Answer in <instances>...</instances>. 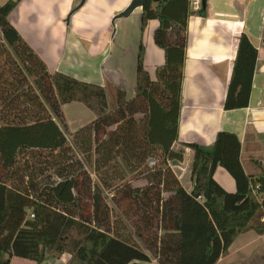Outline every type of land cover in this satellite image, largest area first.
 Here are the masks:
<instances>
[{
	"label": "trees",
	"instance_id": "obj_1",
	"mask_svg": "<svg viewBox=\"0 0 264 264\" xmlns=\"http://www.w3.org/2000/svg\"><path fill=\"white\" fill-rule=\"evenodd\" d=\"M20 2L0 6V264L14 257L43 264L51 254H69L67 264H186L198 244L193 264H217L241 234H264V174L246 173L235 133L219 132L212 149L197 143L175 149L190 0H144L135 96L117 90L112 113L104 87L49 71L9 21ZM206 8L197 14L205 17ZM151 20L159 22L153 39L165 54L156 80L144 65ZM257 58L242 34L225 110L249 106ZM74 102L96 118L71 144L63 107ZM185 149L194 152L190 192L171 167L184 161ZM118 159L131 181L113 192L105 170L124 182ZM218 167L234 179L235 192L215 180Z\"/></svg>",
	"mask_w": 264,
	"mask_h": 264
},
{
	"label": "crops",
	"instance_id": "obj_2",
	"mask_svg": "<svg viewBox=\"0 0 264 264\" xmlns=\"http://www.w3.org/2000/svg\"><path fill=\"white\" fill-rule=\"evenodd\" d=\"M72 1L73 9H76L81 2V0ZM131 1L127 0L120 7H116L113 11H105V13L113 15V13L123 12ZM6 2H1L0 6ZM21 4L22 0L9 16V21L49 69L45 51L51 48L49 46L51 41L58 42L60 30L55 32L52 29L53 26L44 24L43 27H38L35 22L36 16L32 18L33 20L28 17L23 22ZM190 7L192 13L188 19V44L182 84L179 140L175 144V149H182V143H197L207 149H212L217 134L221 131H230L235 133L241 141V163L246 173L253 176L262 175L264 174V0H207L205 17L199 16L198 11L194 10L191 5ZM138 11L141 18L142 8ZM122 20L117 22L122 23ZM256 21H259L257 26ZM158 26L157 20H151L148 23L149 37L145 43L143 42L145 46L144 65L152 80H156V70L165 63L164 50L159 48L153 39L154 31ZM116 28L121 38L126 40V30H123L120 24ZM140 30L133 36L137 41L133 55L128 53L127 60L137 61L138 47L142 37ZM102 34H105V31H97L95 36L97 44L93 47L100 48L98 44L102 41ZM242 34L248 36L258 51L253 90L247 108L229 111L225 110L224 105L239 38ZM112 40L113 37L110 46ZM109 59L111 56L106 55L99 64L100 77L98 80L84 82L104 87L107 95L109 87L116 91H125L128 95H134L136 84L131 91L125 89L124 75L120 72L117 78L103 75V62ZM55 72L59 71L55 70L51 73ZM193 159L194 152L191 149H185L184 161L171 163L177 178L188 192L193 187ZM214 178L228 192L236 191V183L225 169L218 167ZM69 260V254L61 256L51 254L47 256L43 264H67ZM10 264L37 263L14 257ZM217 264H264V234L259 235L252 229L241 234L228 254L222 256Z\"/></svg>",
	"mask_w": 264,
	"mask_h": 264
},
{
	"label": "rangeland",
	"instance_id": "obj_3",
	"mask_svg": "<svg viewBox=\"0 0 264 264\" xmlns=\"http://www.w3.org/2000/svg\"><path fill=\"white\" fill-rule=\"evenodd\" d=\"M6 1L8 0H0V4ZM125 2H127V0H87L84 6L79 9H73L72 0H22L21 9L23 11V22L24 19L27 20L28 17L32 19L36 16L35 22L38 27H43L44 24L53 26L52 29L55 32H57L58 29L60 30L58 42L56 41L53 43L51 41V43H49L51 48L45 51L47 52L46 59L50 72H54L55 70L63 72L81 81L98 80L100 77L99 64L102 62L104 56L110 55L111 59L107 62L106 60L103 62V75L117 78V74L120 72L124 75V88L131 91L135 86L134 84H136L137 61L134 59L132 61L127 60V56L128 53H132L133 55L134 45L137 41L133 36H135V32L141 29L140 12L136 9L128 18H118L122 11L113 13V15L105 13V11H113V9L120 7ZM121 19H123L122 23L117 22ZM119 24L122 26L123 30H126V40H123L121 35L117 33L116 26ZM258 24L259 21H256L255 25L257 26ZM101 30L105 31V34L101 35L102 41L98 44L100 48L97 49L93 47L97 44L95 36L97 31L101 32ZM149 33L150 29L146 28L143 38L144 43L147 37H149ZM112 37V45L110 46ZM114 41H116L115 44ZM53 45H55L54 48ZM138 54L139 47L137 59ZM107 92L109 103L108 112L112 113L117 107L118 95L117 91L110 87L107 88ZM134 96L135 94L128 95L129 98H133ZM63 112L67 123V130L64 129V131L71 144H73V134L90 125L96 118L93 112L85 105L78 102L65 105ZM74 149L79 159L84 163V166L90 171L92 177L98 181L94 172V167L86 162L78 149L75 147ZM118 164L120 170L124 173V182H122V179L118 178L120 176L116 172H113V170H105L107 175L112 177L111 191L113 192L115 188L131 181V173L123 159H118ZM154 164V160L149 161V167ZM131 184L133 186L139 185L136 182H132ZM107 195L110 204L114 206L111 201L113 194L108 193ZM118 213V210H116L114 216L116 217ZM200 245L201 244H198L196 247L192 248L190 254L188 252L186 264L194 263L193 253Z\"/></svg>",
	"mask_w": 264,
	"mask_h": 264
},
{
	"label": "water",
	"instance_id": "obj_4",
	"mask_svg": "<svg viewBox=\"0 0 264 264\" xmlns=\"http://www.w3.org/2000/svg\"><path fill=\"white\" fill-rule=\"evenodd\" d=\"M87 0H81L79 6L77 9L80 7L84 6ZM162 1L166 0H154L156 3H160ZM144 0H133L131 4L118 16L119 18H128L136 9L143 8ZM202 6L206 8L207 6V0H202Z\"/></svg>",
	"mask_w": 264,
	"mask_h": 264
},
{
	"label": "built area",
	"instance_id": "obj_5",
	"mask_svg": "<svg viewBox=\"0 0 264 264\" xmlns=\"http://www.w3.org/2000/svg\"><path fill=\"white\" fill-rule=\"evenodd\" d=\"M190 5L196 11H199L202 7V0H190ZM202 201V198H199Z\"/></svg>",
	"mask_w": 264,
	"mask_h": 264
}]
</instances>
